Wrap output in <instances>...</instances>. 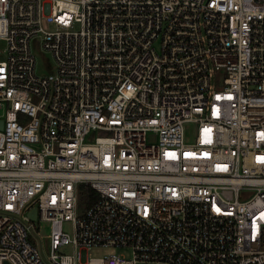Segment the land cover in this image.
<instances>
[{"label": "built area", "instance_id": "built-area-1", "mask_svg": "<svg viewBox=\"0 0 264 264\" xmlns=\"http://www.w3.org/2000/svg\"><path fill=\"white\" fill-rule=\"evenodd\" d=\"M0 122V264H264V0H0Z\"/></svg>", "mask_w": 264, "mask_h": 264}, {"label": "rangeland", "instance_id": "rangeland-1", "mask_svg": "<svg viewBox=\"0 0 264 264\" xmlns=\"http://www.w3.org/2000/svg\"><path fill=\"white\" fill-rule=\"evenodd\" d=\"M34 58H35V72L37 74H48L53 71V63L50 57L47 54L39 51L38 49L33 50ZM62 230L68 235L71 234V229L69 224H63ZM49 234V226L47 224H40L39 235L47 236ZM116 250L114 248H90L87 251V256L89 258H101L108 254L115 253ZM122 254L128 255L126 251H121Z\"/></svg>", "mask_w": 264, "mask_h": 264}, {"label": "trees", "instance_id": "trees-1", "mask_svg": "<svg viewBox=\"0 0 264 264\" xmlns=\"http://www.w3.org/2000/svg\"><path fill=\"white\" fill-rule=\"evenodd\" d=\"M96 200V194L88 187L83 186L79 195V202L84 207H89Z\"/></svg>", "mask_w": 264, "mask_h": 264}, {"label": "water", "instance_id": "water-1", "mask_svg": "<svg viewBox=\"0 0 264 264\" xmlns=\"http://www.w3.org/2000/svg\"><path fill=\"white\" fill-rule=\"evenodd\" d=\"M0 128H1V122H0ZM29 218L31 219V220H34V218H35V213H34V210H31V212L29 213Z\"/></svg>", "mask_w": 264, "mask_h": 264}]
</instances>
